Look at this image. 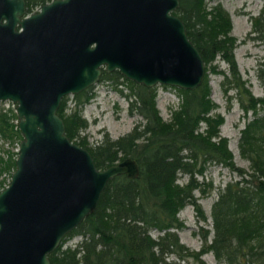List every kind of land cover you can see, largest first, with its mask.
I'll list each match as a JSON object with an SVG mask.
<instances>
[{"label": "trees", "instance_id": "trees-1", "mask_svg": "<svg viewBox=\"0 0 264 264\" xmlns=\"http://www.w3.org/2000/svg\"><path fill=\"white\" fill-rule=\"evenodd\" d=\"M49 0H25L26 11ZM209 0H179L172 10L184 23L187 37L199 51L204 62L201 83L194 89L175 87L180 95L177 108L171 109L169 120H163L155 104L154 86H145L123 77L116 69H102L100 78L114 83L124 82L128 91L127 110L142 120L128 132L103 138L89 145L79 131L87 121L81 110L91 97L90 87L73 94V105L66 110V97L61 99L57 113L62 118L64 132L73 142L90 152L96 167H104L124 157L138 165V174L124 173L109 178L100 192L95 209L85 216L48 253L49 264H173L165 258L172 253L204 264L200 255L211 251L216 264H264V97L251 94L237 69L233 49L235 37L230 34L231 20L219 4L207 6ZM260 14V15H259ZM252 23V38L264 39V8ZM226 63V71L213 61ZM219 71L224 90L231 87L244 114L253 112L240 129L237 147L249 162V170L234 164L226 138L219 134L221 114L210 110L206 70ZM258 76L264 79V59L258 63ZM122 92V89H119ZM200 122L204 127L199 129ZM0 137L18 143L21 135L16 127L12 107H0ZM16 151L0 157V172L10 174ZM216 162L234 170L238 178L217 188V197L210 208L212 235L202 229L203 244L190 250L179 242L173 229L182 227L178 210L189 203L201 218H205L193 190L204 193L210 182L198 180L206 162ZM186 180L178 183V174ZM160 230L157 237L149 228ZM74 233L81 235L72 247L62 248V242ZM177 264V263H174Z\"/></svg>", "mask_w": 264, "mask_h": 264}, {"label": "water", "instance_id": "water-1", "mask_svg": "<svg viewBox=\"0 0 264 264\" xmlns=\"http://www.w3.org/2000/svg\"><path fill=\"white\" fill-rule=\"evenodd\" d=\"M179 0H49L25 14L0 0V101L14 104V167L0 189V264H49L48 253L97 204L107 180L138 174L127 156L96 167L70 140L61 99L116 69L143 84L194 89L204 62L172 10Z\"/></svg>", "mask_w": 264, "mask_h": 264}, {"label": "rangeland", "instance_id": "rangeland-1", "mask_svg": "<svg viewBox=\"0 0 264 264\" xmlns=\"http://www.w3.org/2000/svg\"><path fill=\"white\" fill-rule=\"evenodd\" d=\"M214 3H219L230 16V34L235 37L236 41L233 54L241 78L252 95L264 97V79L257 74L258 63L264 59V39L252 38V35L255 34L252 32L253 19L264 8V0H209L207 6ZM213 62L217 63L218 69L227 70L225 61L216 58ZM206 77L209 86L208 96L215 104L210 113L217 112L223 117L218 125L219 134L226 138L234 164L248 171L249 162L239 154L237 140L240 129L252 117L253 112L249 109L244 114L238 104L234 89L228 87L224 90L225 85L221 84V72L207 69ZM119 89H122V92ZM154 90V99L159 115L163 120H169L171 109L178 107L180 95L175 87L169 85L155 84ZM127 91L128 87L124 82L114 83L110 79H101L100 77L97 82L91 85V97L83 104L81 110L87 125L79 131L80 135L86 136L89 145L99 142L105 134L110 138H116L131 130L136 122L142 120L139 115L128 112L127 99L124 96ZM66 96L65 107L68 110L73 105V95ZM6 106L12 107L14 111V104L9 100L0 101V107ZM257 114H264V109H258ZM203 127L204 123L200 122L199 129ZM16 149V142L0 137V157L6 158L9 152L16 151ZM9 176L10 174L6 170L0 172V189L7 184ZM196 178L210 182V187L206 188L204 193H200L198 189L193 190L205 218L199 217L192 205L185 203L177 212L182 227L173 229L177 233L179 242L190 250L201 248L203 244L202 229L208 230L206 242L210 241L212 235L210 208L217 197V188H221L227 181L237 179L238 174L222 164L210 161L205 163L202 174H197ZM176 180L178 183H183L186 180V175L179 173ZM160 232L153 227L148 229V233L152 237H157ZM80 238L81 235L78 233L67 236L61 247H72ZM200 258L204 264H216L215 258L209 250L204 251ZM165 259L173 264H198L190 258L187 260L177 258L172 253L168 254Z\"/></svg>", "mask_w": 264, "mask_h": 264}, {"label": "flooded vegetation", "instance_id": "flooded-vegetation-1", "mask_svg": "<svg viewBox=\"0 0 264 264\" xmlns=\"http://www.w3.org/2000/svg\"><path fill=\"white\" fill-rule=\"evenodd\" d=\"M25 1V0H24ZM25 6V5H24ZM39 6V5H38ZM38 6H36V7H38ZM36 7H34L33 9H31L29 12H27L26 11V8H25V14H28V13H30V12H33V11H36L38 8H36ZM101 72H102V70H101ZM101 75V74H100ZM13 104V103H12Z\"/></svg>", "mask_w": 264, "mask_h": 264}]
</instances>
